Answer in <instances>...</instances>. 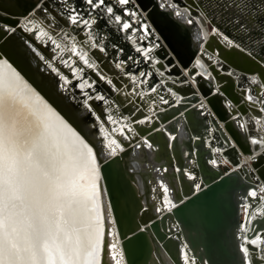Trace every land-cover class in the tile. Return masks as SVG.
<instances>
[{
    "label": "bare ground",
    "instance_id": "6f19581e",
    "mask_svg": "<svg viewBox=\"0 0 264 264\" xmlns=\"http://www.w3.org/2000/svg\"><path fill=\"white\" fill-rule=\"evenodd\" d=\"M172 1L179 6L177 8L172 6L173 12L185 13L188 18H186L187 22L181 23L177 18L166 17L160 5L161 0H154L153 6L144 10L136 0H130L128 5H120L117 0H106V4L113 7L114 13L122 16L120 24H117L114 17L103 8L91 10L85 0H79V2L67 0V3H64L63 0H0V36H3V41L8 48L10 47L16 52L21 62L27 63L29 70H32L36 78L41 81L40 86L55 91V96H52L54 102L58 103L62 109L64 106L66 115L73 119L81 131L94 142L92 144L76 129L18 67L0 52L2 60H6L11 65V68H8L0 61V76L10 79L12 71L15 70L20 74L23 82L33 89L71 129V132L66 129L59 132L60 147L61 151L66 154L65 159L70 155L73 157L72 162L76 164V167L71 170L74 191L77 193L76 199L86 201L88 209L86 222L93 225V228L89 229H85L83 223L65 225L66 230L71 234L72 246H77V236L81 241L80 254L73 259L72 264H88V234L93 233L97 212V209L93 207L91 195V185L94 180L99 186V195L96 199L99 201L98 211L103 217L104 227L105 250L101 253L102 264H116L117 260L120 261V264H126L121 238L114 226V218L102 181L101 165L104 160L122 156L126 172L133 180L134 190L139 195L141 230H146L152 214L157 215L154 216V219H158V215L163 210L172 208L171 205L176 206L177 203L206 186L202 180H196V174L191 169L196 164L194 154L196 148L192 146L193 152L190 154L187 139L192 145L197 136H193L185 128L183 116L187 108H197L196 116L199 121H202V124H200L201 122L198 124L202 125L207 132L203 134L202 141L204 147L206 146L209 151L206 153L209 164L214 169L229 174L233 168L236 170H242L244 167L251 168L258 159L264 160V79L261 72L257 71L245 76L243 70H253L256 62L254 60L250 63L247 60L246 62L239 61L237 55L234 54L238 52L237 50L232 54L227 53L229 49H226L225 41L219 38L217 32L220 24L224 26V20L227 18L220 15L221 12L226 13L228 7L226 2L233 3L234 1L190 0L191 2L186 5L177 0ZM255 1L253 4H256ZM168 2L171 4V0ZM195 4H198L199 8ZM193 6L197 8H193ZM73 7L81 11L84 19H90L89 12L91 11V18H95L97 23L92 25V28H88L82 23L72 25L68 16ZM214 7H218L216 11L218 10L219 17L213 19V22L216 23L215 30L209 31L206 25L207 12ZM44 8L48 9L47 13L43 11ZM132 11L136 12L135 16L126 14ZM151 13L155 14L157 22L174 41L176 50L170 47L163 34L157 29L151 19ZM98 17L105 23L107 22L109 27L103 25L104 23ZM263 18H261L262 22H264ZM190 20L191 23H189ZM125 21L133 25V28L127 32L122 28V23ZM144 25H147V32L144 30ZM12 28L15 31H11ZM40 29L47 32L60 45V48H56L48 36L42 37ZM194 32L195 35H198L197 39L194 38ZM89 33H93L91 42L101 43L106 49L105 52L91 48L89 44L85 43L89 40ZM192 36L195 39L193 40L194 46L190 44ZM72 43L76 44L78 50L88 53L90 62L96 65L94 68H88L79 57L69 50ZM230 44L234 47L241 43L238 45L235 41H231ZM129 47L141 56V62H143L141 69L135 68L139 58H134L133 54H130L131 52L128 53ZM145 51L148 52L147 56L144 55ZM223 52L226 55H223ZM64 60H67L68 63L64 64ZM121 61H125V63L121 68H117L116 64ZM226 65L230 69L224 72L223 69ZM77 69H83V71H76ZM141 72L146 75L141 77L139 75ZM232 73L236 74L239 79L244 77L248 79L241 85L242 88H236L237 81H235L236 78H233ZM100 74L105 77L104 80L100 79ZM154 74L158 76L156 81L153 80ZM133 76L137 77L136 81L132 80ZM109 79L113 81V84L107 83ZM85 81L87 84L83 88L78 87ZM88 84H91L92 87L89 88ZM252 87H255L256 91H253ZM152 88L156 89L155 92L151 91ZM137 93H144V95L141 97ZM235 93L244 94V98H246L244 103L246 104L248 101L250 106L238 105ZM25 95L28 94L25 93ZM98 96H103L104 99H97ZM160 97H163L168 103H163ZM34 103H36L34 100L28 101L30 105ZM15 106L24 109L27 114L28 109L24 107V104L17 101ZM174 107L178 110L173 113ZM198 107L202 109L199 110ZM202 110L207 113L205 115L209 116L201 115ZM165 114L169 115L167 120H163ZM109 116L116 121L115 124L108 120ZM148 117L152 118L151 122H147ZM29 119H35V117H29ZM141 119L146 122L144 124L136 122ZM206 122L208 123L206 124ZM53 123H55V118H53ZM215 124L222 125L221 130L227 133V136L224 137L225 142L217 140ZM229 127L238 133L239 141L230 134ZM120 128L124 130L123 135L119 131H113V129ZM142 128H147L148 133L157 128L164 129L171 148L177 147L184 157L185 168L180 169L178 164H174V161L172 167H166L164 160L157 161L155 158L158 151L157 145L147 140V134H141ZM129 129L132 131L129 132ZM72 132H75V137ZM189 135L193 138H189ZM173 136L175 139H172ZM110 139L116 140L120 145L115 154H112L107 146ZM80 141H83V145L92 148L96 154L98 175L93 174L90 165L83 164L81 153H86L87 148H84ZM145 141L152 147L149 148ZM253 141L259 142L254 143ZM221 144L222 146L219 147ZM242 145H246L248 150H245ZM236 148L238 154H242V161L239 162L237 156H233L232 162L226 158L233 166L227 171L222 170L221 162L224 161V157L228 154L232 155L229 149L233 152ZM212 160H216V164H212ZM252 170L258 176V186L259 184L260 186L255 189L258 192L261 187H264V179L258 173L259 168L254 166ZM181 174L191 186L190 191H185L182 195L179 180ZM164 187L168 188L167 193L163 191ZM251 190L249 189V192ZM258 194L264 195V193ZM165 196L171 201V205L165 203ZM244 197L246 199L247 195ZM254 205L255 207L250 208L251 204L246 200L241 207V230L238 232L240 234L238 242L243 263L240 264H247L249 260L252 261V264L253 262L264 264V260L259 259L264 256V238H261L264 236V226L257 232L252 228L255 223L257 226V222L264 218V200H261L260 204L254 203ZM175 225L173 223L171 227L177 231ZM73 228L80 229V231H73ZM257 237H259L257 244L252 245L250 241ZM150 238L151 264H198L194 254L190 253L191 248L186 239L180 241L177 250H173L160 246L152 235ZM61 239H63V233ZM245 247L249 248L247 256L242 250ZM173 251H176L177 255H173ZM185 255L188 257L187 262L184 259Z\"/></svg>",
    "mask_w": 264,
    "mask_h": 264
},
{
    "label": "snow or ice",
    "instance_id": "6c2138e0",
    "mask_svg": "<svg viewBox=\"0 0 264 264\" xmlns=\"http://www.w3.org/2000/svg\"><path fill=\"white\" fill-rule=\"evenodd\" d=\"M63 2L67 3V0ZM117 2L120 5H128L130 0H117ZM85 3L91 10L103 8L114 17L117 24L122 22V16L116 15L113 7L106 4V0H85ZM43 11L47 13L48 9L44 8ZM126 14L135 16L136 12ZM176 14L179 15V13ZM89 16L90 19H84L81 11L73 7L70 9L68 19L72 25L82 23L92 28L97 21L91 18V11ZM191 22L190 20L189 23ZM122 28L127 32L133 28V25L125 21L122 23ZM10 30L15 31L14 28ZM28 30L31 31V29ZM144 30L148 31L147 25H144ZM40 35L48 36L52 44L60 48V45L43 29H40ZM92 35L93 33H89V40L85 43L91 48L105 52L106 49L101 43L91 42ZM225 39L227 40V37ZM69 50L88 68L96 66L90 62L88 53L78 50L75 43H72ZM144 55L147 56L148 52L145 51ZM0 61L11 68V65L6 60H2V57ZM63 63L67 64L68 61L64 60ZM124 63L125 61H121L116 64V67L121 68ZM76 71H83V69ZM139 75L144 77L146 74L141 72ZM61 78L64 79V77ZM100 79L104 80L105 77L100 74ZM132 80L136 81L137 77L133 76ZM107 83L111 85L113 81L109 79ZM85 84L87 81L79 84L78 87L83 88ZM88 87L91 88L92 85L88 84ZM155 90V88L151 89L153 92ZM137 95L142 97L144 93H137ZM97 99L103 100L104 97L98 96ZM160 99L163 103H168L163 97ZM29 100H34L36 103L30 105ZM17 101L28 109L27 114L24 109L15 106ZM29 117H35V119H29ZM151 119L148 117L147 122H151ZM108 120H111L113 124L116 123L111 116ZM136 122L144 124L146 120L141 119ZM65 129L71 132L68 125L56 115L53 109L23 82L19 73L13 70L10 79L0 76V264H72L73 259L80 254L81 241L77 236V246L73 247L71 234L66 230L65 225L83 223L85 229L93 228L91 223L86 222L88 211L86 201L76 199L77 193L74 191V181L71 179V170L76 167V164L72 162L73 157L70 155L65 159L66 154L61 151L59 132ZM113 131H119L123 135L124 130L120 128ZM131 131L132 129H129V132ZM72 135L75 137V132H72ZM172 139L175 137L173 136ZM80 143L83 145V141ZM145 143L149 148L152 147L147 141ZM107 146L112 154H115L120 147L114 139H110ZM83 147L87 148L86 153H81L83 164L90 165L93 174L98 175L96 154L87 145ZM211 163L216 164V160H212ZM91 188L92 203L97 212L93 233L88 234V264H102L101 253L105 250L104 227L103 217L98 211L99 201L96 197L99 195V186L95 180ZM163 191L167 193L168 188L164 187ZM259 193H264V187L259 189ZM248 196L255 200L258 192L251 190ZM260 199L264 200V195H261ZM164 201L171 205L167 196L164 197ZM171 206L174 207V205ZM168 210L171 211V207ZM73 231L79 232L80 229L73 228ZM62 233L63 239H61ZM258 239L259 237L252 239L250 243L256 245ZM242 250L245 256L249 254V248L245 247ZM184 259L187 262V255ZM259 259L264 260V256ZM116 264H120V261L117 260ZM247 264H252V261L249 260Z\"/></svg>",
    "mask_w": 264,
    "mask_h": 264
},
{
    "label": "water",
    "instance_id": "95a60500",
    "mask_svg": "<svg viewBox=\"0 0 264 264\" xmlns=\"http://www.w3.org/2000/svg\"><path fill=\"white\" fill-rule=\"evenodd\" d=\"M136 1L144 10L150 9L153 6L154 0ZM151 19L160 33L163 34L170 47L176 50L174 41L170 39L167 32L157 22L154 13H151ZM0 52L13 62L25 77L63 113L70 123L94 144L92 139L81 131L78 124L66 115L64 106L62 109L58 103L54 102L52 96H55V91L50 90L48 87L44 89L40 86L41 81L36 78L32 70H29L30 68L27 63L21 62L16 52L10 47L8 48L5 41H3L2 35L0 36ZM177 110L174 107L173 113L177 112ZM196 110L197 108H187L183 118L186 130L191 132L193 136H197L195 137L197 138L195 141H197H194L192 145L189 142L190 140L187 139L190 154L193 152L192 146L196 148L194 151L196 164L191 169L196 174V180H202L206 186L198 192L191 194L180 203H177L176 206L171 208V211L163 210L161 214L157 213L159 214L158 219H154V216L157 215L152 214L146 230H141L139 219L141 204L139 195L134 190L133 180L126 172L122 156L116 157V161L115 159L108 158L102 162V181L106 197L109 201L111 214L114 218V226L121 238V246L126 264H151V235L160 246L172 248L173 250H177L176 248L180 245V241L186 239L191 248L190 253L194 254L198 264L243 263L238 242V236H240L238 232L241 230V207L247 199L252 200L248 196L249 189L255 190L259 183L258 176L253 173L252 167L259 168L258 173L264 179V160L262 158L258 159L251 168L244 167L242 170L231 169L230 171L232 172L229 174L221 173L222 171L214 169L209 164L206 155L209 151L206 146L204 147L202 141L203 134L207 132H205L202 125L198 124L199 122L202 124V121H199L197 118ZM163 116V120L169 118L167 114ZM228 131L239 141V135L234 129L229 127ZM140 132L141 134H147V140L157 145L158 151L155 157L157 161L164 160L166 167H172L174 161V164H178L180 169L185 168L184 157L177 147L171 148L164 129L157 128L148 133L147 128H142ZM189 138L193 137L189 135ZM242 147L248 150L246 145H242ZM179 180L183 183L182 185L180 183L181 195L185 191L189 192L191 186L183 178L182 174L179 176ZM245 195H247L246 199ZM260 196L258 195L252 201L251 207H255L254 203L260 204ZM173 223L176 224L175 228L177 231L172 229ZM255 226L256 223L252 226L255 232L259 231L264 226V218L258 221L257 226ZM261 238L263 239L264 236ZM175 252L173 251V255L176 254Z\"/></svg>",
    "mask_w": 264,
    "mask_h": 264
},
{
    "label": "rangeland",
    "instance_id": "374dc122",
    "mask_svg": "<svg viewBox=\"0 0 264 264\" xmlns=\"http://www.w3.org/2000/svg\"><path fill=\"white\" fill-rule=\"evenodd\" d=\"M77 2H79V0H76ZM177 1H179V2H181L182 4H184V5H186V4H189L191 1L189 0H177ZM234 2L231 4V2H229V1H227L226 3L228 4L227 6H228V9H226V13H223V12H221V16L222 17H224V18H226L227 16L229 17V18H232V19H229V18H227V22H229V23H231V21H233V22H235V23H233V24H224V26H222V24H220L219 26V29H223V30H226V31H221V30H217V32H218V35H219V38L220 39H222V41H225V45H227L226 46V49H230V48H233V50L232 51H238V52H236V53H234V54H236L237 55V57H238V59H239V61L240 60H243V62H246L245 61V59L246 60H248V63H250V62H252L253 61V59L252 58H250L249 56H247L245 53H247L248 51H246L244 48H242V46L241 45H239V43H237V41L236 40H238L241 44H243L244 46H246V47H250L251 49H254L253 48V46L254 45H258L259 46V44H261V43H263L264 44V28H261V32L260 33H258L257 34V26H256V19L258 18V16H259V14H260V11H262V9H264V0H257V1H259L260 2V4L258 5V7L256 6V4H254L253 5V1L254 0H244V1H235V0H233ZM241 2V3H240ZM246 2V3H245ZM240 5H239V4ZM234 4V5H233ZM250 4V5H249ZM198 8H199V5L198 4H195ZM215 5V4H214ZM196 6H193V8H197ZM216 8H218V7H216ZM216 8L214 7L213 9H209L208 10V16H207V23H206V25H207V29L209 30V31H213V30H215V24L216 23H214L213 22V19H216V18H218L219 17V15L217 14V11H216ZM225 15V16H224ZM99 18V17H98ZM99 20L101 21V22H103L104 24L103 25H105L107 28L109 27V24L106 22L105 23V21H103L101 18H99ZM240 20H241V22H240ZM238 22H240V23H238ZM242 22H244V24L242 23ZM108 24V25H107ZM225 27V28H224ZM233 28V29H232ZM248 29V30H247ZM233 36V37H235V39L236 40H233V38H232V36H230V34ZM256 36H258V39H256L255 37ZM225 37H227V40L225 39ZM250 38H253L254 40L252 41V42H250L249 43V40L248 39H250ZM229 41H232V42H236V44H238L239 46H234V47H232V46H230L231 44L229 43ZM251 41V40H250ZM229 47V48H228ZM135 50L134 49H132L131 47H129L128 48V53H130V54H133V56H134V58L135 57H138L139 58V61H137L136 62V69H141L142 67H143V62H141L142 61V58H141V56L140 55H138L137 53H136V51L134 52ZM246 51V52H245ZM238 53V54H237ZM239 53H240V55H239ZM242 53V54H241ZM137 54V55H136ZM248 54H250L249 52H248ZM226 55V54H225ZM229 55V54H228ZM227 57H229V56H227ZM227 59V58H226ZM227 69H230L227 65L224 67V69H223V71L224 72H227ZM245 73V76H248V74L249 73H253V72H255V71H257V72H261V75H262V77H263V79H264V69H261V70H259V69H256L255 67L253 68V70H251V71H245V70H243ZM235 72H237V71H235ZM155 75V74H154ZM232 75H233V78H236L235 79V81H237L236 82V84H235V86H236V88L237 89H240V88H242L241 87V85H243L245 82H247L248 81V79H246L245 77L244 78H241V79H239L238 78V76L236 75V74H234V73H232ZM156 76V77H155ZM154 77H153V80L154 81H156L157 79H158V76L157 75H155ZM156 79V80H155ZM237 79H239V80H237ZM253 88V91H256V88L255 87H252ZM235 97H236V99H237V101H238V105H243V106H250L249 105V103H248V101H246V104L244 103V101H245V99L246 98H244V94H242V95H240V94H238V93H235V95H234ZM237 103V102H236ZM245 104V105H244ZM198 109L199 110H201L202 108H200V107H198ZM202 114H207V113H205L204 112V110H202L201 111V115ZM199 116H200V111H199ZM205 116H209V115H205ZM208 122H206V124H207ZM209 126H210V124H208ZM213 127V126H212ZM215 132H216V134H215V136H216V138H217V140H219V141H224V137L225 136H227L226 134V132L223 130H221V128H222V125H220V124H215ZM224 133V134H223ZM225 142V141H224ZM224 142H222V144H224ZM222 144L219 146V147H221L222 146ZM232 146V145H231ZM234 149V148H233ZM237 150V148L235 149V150H233V152H231V150L229 149V151H230V154H232V155H230L229 156V154L228 155H226L225 157H224V161H222L221 162V167H222V170H224V171H227L230 167H232L233 165H231L230 164V162L229 161H227L226 160V158L227 159H229L231 162L233 161V156H237L238 158H239V162L240 161H242V159H241V157H242V154L241 153H239L238 154V152L236 151ZM225 152H226V150H225ZM234 154V155H233ZM225 161H227V163H225ZM234 164V163H233ZM235 165V164H234ZM237 168V167H236ZM239 169V168H238ZM259 186H260V184H259ZM258 186V187H259ZM259 195V194H258ZM252 200H248V202L251 204L252 203V201H254V199L253 198H251ZM251 201V202H250ZM250 208H251V206H250Z\"/></svg>",
    "mask_w": 264,
    "mask_h": 264
},
{
    "label": "flooded vegetation",
    "instance_id": "af4514ba",
    "mask_svg": "<svg viewBox=\"0 0 264 264\" xmlns=\"http://www.w3.org/2000/svg\"><path fill=\"white\" fill-rule=\"evenodd\" d=\"M169 0H161V3H160V5H161V7H162V10H163V13L166 15V17H173V18H177V20L179 21V22H181V23H183V22H187V20H186V18H187V16L185 15V13H182V14H179V15H177L176 13H174L173 12V8H172V6H175L176 8L177 7H179V6H177V5H175V3H173V1L171 0V4H170V2H168ZM241 1H244V0H241ZM256 2V6L258 7V5L260 4V2L259 1H255ZM241 3V2H240ZM232 4V3H231ZM239 4V3H238ZM234 5V4H233ZM240 5V4H239ZM254 5V4H253ZM227 9H228V7H227ZM263 13V14H262ZM264 9H262V11H260V14H259V18H257L256 19V26L258 27L257 28V34L258 33H260L261 32V28H264V22H262L261 21V18H263L264 16ZM227 18H229L228 16H227ZM227 18L224 20L225 21V24H227V23H229V22H227L228 20H227ZM188 19V18H187ZM229 19H232V18H229ZM264 19V18H263ZM241 22V21H240ZM240 22H238V23H240ZM233 23H235V22H233V21H231V23L230 24H233ZM243 24H244V22H242ZM226 31V30H225ZM230 34V33H229ZM230 36H232L231 34H230ZM194 38L195 39H197L198 38V35L196 34L195 35V32H194ZM193 38V36H192V38L190 39V41H191V43L190 44H192L193 46H194V41L193 40H195ZM232 38H233V40H236L235 39V37H233L232 36ZM256 39H258V36H256L255 37ZM249 40V43L250 42H252L254 39L253 38H250V39H248ZM251 40V41H250ZM237 41V43H239L240 44V42L238 41V40H236ZM204 42L202 41V44H203ZM202 44H201V47H202ZM241 46H242V48H244L246 51L248 50L249 51V53L250 54H248V52L247 53H245L247 56H249L250 58H252L253 60H254V62H256L255 63V68L256 69H259V70H261V69H264V44L263 43H261V44H259V46L256 44V45H254L253 46V48L254 49H251L250 47H246V46H244L243 44H240ZM245 51V52H246ZM254 51V52H253ZM234 51H232V50H230L229 49V51H227V53H230V54H232ZM223 55H225V52H223ZM245 61H246V59H245ZM248 61V60H247ZM262 62V63H261Z\"/></svg>",
    "mask_w": 264,
    "mask_h": 264
},
{
    "label": "built area",
    "instance_id": "2783aa9c",
    "mask_svg": "<svg viewBox=\"0 0 264 264\" xmlns=\"http://www.w3.org/2000/svg\"><path fill=\"white\" fill-rule=\"evenodd\" d=\"M234 169V168H233Z\"/></svg>",
    "mask_w": 264,
    "mask_h": 264
}]
</instances>
